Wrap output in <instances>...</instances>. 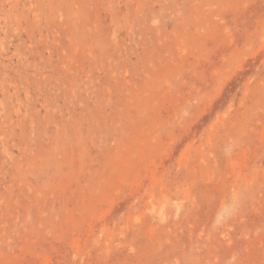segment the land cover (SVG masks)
<instances>
[{"label": "rangeland", "instance_id": "obj_1", "mask_svg": "<svg viewBox=\"0 0 264 264\" xmlns=\"http://www.w3.org/2000/svg\"><path fill=\"white\" fill-rule=\"evenodd\" d=\"M0 264H264V0H0Z\"/></svg>", "mask_w": 264, "mask_h": 264}]
</instances>
